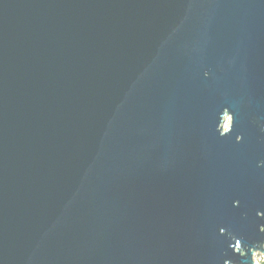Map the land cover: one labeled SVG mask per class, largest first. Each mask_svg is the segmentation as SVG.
<instances>
[{
    "label": "water",
    "instance_id": "1",
    "mask_svg": "<svg viewBox=\"0 0 264 264\" xmlns=\"http://www.w3.org/2000/svg\"><path fill=\"white\" fill-rule=\"evenodd\" d=\"M258 254L264 0H0V264Z\"/></svg>",
    "mask_w": 264,
    "mask_h": 264
},
{
    "label": "rangeland",
    "instance_id": "2",
    "mask_svg": "<svg viewBox=\"0 0 264 264\" xmlns=\"http://www.w3.org/2000/svg\"><path fill=\"white\" fill-rule=\"evenodd\" d=\"M228 123V121H227ZM256 261H257V264H260L262 261L264 262V256H261L260 254H258L256 256Z\"/></svg>",
    "mask_w": 264,
    "mask_h": 264
},
{
    "label": "trees",
    "instance_id": "3",
    "mask_svg": "<svg viewBox=\"0 0 264 264\" xmlns=\"http://www.w3.org/2000/svg\"><path fill=\"white\" fill-rule=\"evenodd\" d=\"M260 264H264V262L262 261Z\"/></svg>",
    "mask_w": 264,
    "mask_h": 264
},
{
    "label": "built area",
    "instance_id": "4",
    "mask_svg": "<svg viewBox=\"0 0 264 264\" xmlns=\"http://www.w3.org/2000/svg\"><path fill=\"white\" fill-rule=\"evenodd\" d=\"M256 264H257V261H256Z\"/></svg>",
    "mask_w": 264,
    "mask_h": 264
},
{
    "label": "bare ground",
    "instance_id": "5",
    "mask_svg": "<svg viewBox=\"0 0 264 264\" xmlns=\"http://www.w3.org/2000/svg\"><path fill=\"white\" fill-rule=\"evenodd\" d=\"M256 264V263H255Z\"/></svg>",
    "mask_w": 264,
    "mask_h": 264
}]
</instances>
